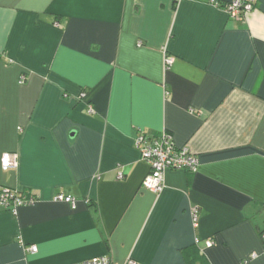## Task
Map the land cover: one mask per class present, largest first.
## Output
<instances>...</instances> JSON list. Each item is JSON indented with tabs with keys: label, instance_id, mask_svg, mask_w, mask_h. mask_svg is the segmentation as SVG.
<instances>
[{
	"label": "crops",
	"instance_id": "0c3cea01",
	"mask_svg": "<svg viewBox=\"0 0 264 264\" xmlns=\"http://www.w3.org/2000/svg\"><path fill=\"white\" fill-rule=\"evenodd\" d=\"M163 131L200 164L156 193ZM0 184L37 197L0 206V264H264V0H0Z\"/></svg>",
	"mask_w": 264,
	"mask_h": 264
},
{
	"label": "built area",
	"instance_id": "2783aa9c",
	"mask_svg": "<svg viewBox=\"0 0 264 264\" xmlns=\"http://www.w3.org/2000/svg\"><path fill=\"white\" fill-rule=\"evenodd\" d=\"M181 0H175L178 2ZM214 5L221 7L227 11L232 19L244 17L247 13L255 8L256 0H229L226 2L219 0H210ZM140 44V43H139ZM174 61L171 55H165V68L169 67ZM24 76L20 82H23ZM89 110L93 108L90 105ZM135 145L140 150L141 157L150 165V171L144 178L142 186L148 190L159 193L165 186V172L169 168L185 169L189 172H196L199 168L200 160L198 155L188 146H178L175 143L173 135L168 131H163L157 135H150L140 132L135 139ZM19 165V154L17 152H5L1 158V166L4 170L16 168ZM119 178H124L123 171H119ZM57 200H74L70 196L58 194ZM34 194L23 193L15 188L0 184V206L8 208L15 212L17 208L23 204H31L36 201ZM193 221L198 225L200 209L193 207ZM261 238L264 241V228L261 231ZM212 239L206 240V245L211 246ZM31 251H36L37 246L31 245ZM257 253H253L252 258L257 257ZM248 260H244L241 264H247ZM72 264H114L110 255L94 256ZM126 264H135L134 259H128Z\"/></svg>",
	"mask_w": 264,
	"mask_h": 264
}]
</instances>
